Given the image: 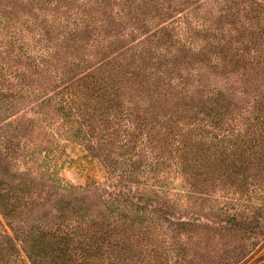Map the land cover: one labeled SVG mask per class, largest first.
<instances>
[{
  "label": "trees",
  "instance_id": "obj_1",
  "mask_svg": "<svg viewBox=\"0 0 264 264\" xmlns=\"http://www.w3.org/2000/svg\"><path fill=\"white\" fill-rule=\"evenodd\" d=\"M234 63L264 72V0H0V104L28 92L31 69L51 72L40 104L55 101L59 127L109 174L119 161L104 147L139 155L119 174L124 188L46 174V189L0 183L12 232L0 234V264L254 258L264 247V91L236 78ZM21 121L0 125V156Z\"/></svg>",
  "mask_w": 264,
  "mask_h": 264
},
{
  "label": "rangeland",
  "instance_id": "obj_2",
  "mask_svg": "<svg viewBox=\"0 0 264 264\" xmlns=\"http://www.w3.org/2000/svg\"><path fill=\"white\" fill-rule=\"evenodd\" d=\"M80 53H84V49H81ZM233 59L235 60L234 57ZM233 65L235 66V63ZM18 67L20 70L23 69L22 65ZM234 68L242 69L241 74L233 73L236 78L243 77L253 91H264V72L259 67L247 70L248 73L245 71L246 68L244 69L241 65H236ZM226 74L230 75V72H226ZM55 83L53 73L31 69L25 83L28 92L13 104L7 100L1 101L0 125L4 126L15 120H22V125H18V129L12 132L14 143L7 158L0 156V183H18L21 181L32 188L36 186L46 189V185L49 183L45 178L46 174L60 178L64 184L96 185L102 191L111 189L112 184L116 183L118 187L119 185L123 187L120 182L122 178L119 174H122V170L129 162H138L139 155L136 154L135 150L131 152L126 148L118 147L115 144L117 141L114 144L111 143L113 145H110L108 149L104 147L101 149V153H107L111 158L113 155L114 159L119 161L111 163L120 169L117 174H109L108 166L105 163L97 157H92L84 146L74 141L66 131L67 128L59 127V120L61 119L57 118L58 114L54 107L55 101L51 99L47 103L48 105L40 104L43 99L51 96ZM216 83H219L218 79L214 80V84ZM38 108L43 114L39 115L36 112ZM6 109H14V112ZM9 131L10 129L7 134ZM158 143H163V139H159ZM114 159L113 161H115ZM107 163L109 162L107 161ZM142 170L143 168L139 167L137 169V166L134 168L138 175L139 173L142 174ZM21 210H27V208H21ZM20 217L24 219L26 214L22 212ZM4 230L12 233L5 218L0 213V234H3ZM1 238L2 236H0ZM208 244L218 246L213 241H209ZM259 244L260 242L255 245V248ZM262 251H264V247L246 264H251Z\"/></svg>",
  "mask_w": 264,
  "mask_h": 264
}]
</instances>
